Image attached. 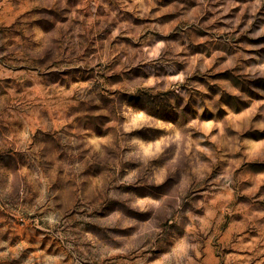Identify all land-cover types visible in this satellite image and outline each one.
Listing matches in <instances>:
<instances>
[{
  "label": "rangeland",
  "instance_id": "rangeland-1",
  "mask_svg": "<svg viewBox=\"0 0 264 264\" xmlns=\"http://www.w3.org/2000/svg\"><path fill=\"white\" fill-rule=\"evenodd\" d=\"M0 264H264V0H0Z\"/></svg>",
  "mask_w": 264,
  "mask_h": 264
}]
</instances>
